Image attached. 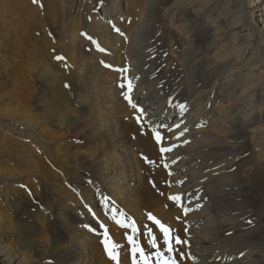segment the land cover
<instances>
[{
    "label": "bare ground",
    "instance_id": "bare-ground-1",
    "mask_svg": "<svg viewBox=\"0 0 264 264\" xmlns=\"http://www.w3.org/2000/svg\"><path fill=\"white\" fill-rule=\"evenodd\" d=\"M125 77L147 121L132 139ZM156 145L190 211L150 213L183 255L142 208ZM101 225L119 264L129 235L158 264L148 229L178 264H264V0H0V264H117Z\"/></svg>",
    "mask_w": 264,
    "mask_h": 264
},
{
    "label": "snow or ice",
    "instance_id": "snow-or-ice-1",
    "mask_svg": "<svg viewBox=\"0 0 264 264\" xmlns=\"http://www.w3.org/2000/svg\"><path fill=\"white\" fill-rule=\"evenodd\" d=\"M33 2H37V0H33ZM101 2H102V0H101ZM116 31L119 32L120 30L117 28ZM83 35L87 36V33H83ZM87 38L89 40H92L91 36H87ZM93 43H96V42L93 41ZM96 47L101 52L106 51L104 48L100 47V45L98 43H96ZM56 59L57 60H64L65 57L57 56ZM107 66L112 67V65H107ZM116 70L123 72V73H126L128 71V69H123V68L116 69ZM119 87H121L122 89L125 87L127 88V91L124 92L123 94L125 96V99L128 101L129 105L137 113L134 117L136 122L141 126V128H143L145 126L144 125V119H145L146 113H145L144 108L140 107L137 103H135L133 101V98L131 95V93L133 92V88H134V85L132 83V79L125 77V83H121L119 85ZM177 107H179L181 109V111H184L186 109V105H184V104L177 105ZM159 127L160 126H154L153 127V133L155 136V140L158 144H160L163 140V136H162L161 132L158 130ZM163 127L167 128L168 126L163 125ZM177 127H179V125H177ZM181 135H183V132H181ZM171 151H172L171 147H160L161 153H169ZM143 159L145 160V162H147L149 164H155L156 163L155 161L150 160L147 156H143ZM164 167L167 168L168 165L165 164ZM181 183H183V181H181ZM153 186L155 187L154 182H153ZM108 199H109L108 197H105L103 200L106 207L108 206L107 205ZM169 199L171 201H173L177 206L181 207L183 209V213L185 215L188 214L190 209L183 206L182 196L180 194L172 195L169 197ZM89 211H92V210L89 209ZM113 212H115V209H113ZM92 214H93V216H95L94 212ZM120 215L124 216L125 214L120 213ZM147 215H148V219L153 221L154 224L158 226L160 232L162 233L163 243L167 248V252L168 253H176L177 255H183V253H180L179 250L175 247V245L184 244L186 242L181 240L179 235L173 234V229L170 228L165 223H162L152 213H148ZM113 219H116V217L113 216ZM177 219H179V217H177ZM116 222H117V224L121 225L122 227H130L134 234L139 232V228L136 226L135 221L131 222L130 224L125 223L124 220H117ZM249 223H251V221H249ZM86 227H87V225H86ZM101 227H105V226L101 225ZM92 230L95 231V229H92ZM103 235L105 238L102 241V243L104 244V247H105V250H106L108 256L111 259L115 260L117 262V264H119V256H118V252L116 250L122 246L117 244L116 242H114L111 239L109 232H108L106 227H105V231H104ZM147 235L149 236V243H150L151 247L154 249H157V251L154 253V255L158 261V264H178V260L176 259L175 255H170L168 257L164 256V253L160 250V245L157 241V237L153 233L152 229H148ZM127 240L132 245L133 264H141L140 260L136 259L137 253H139L140 258L143 261V264H151L152 256L151 255H145L144 248L139 245L138 241L134 238V236L129 235L127 237Z\"/></svg>",
    "mask_w": 264,
    "mask_h": 264
},
{
    "label": "rangeland",
    "instance_id": "rangeland-1",
    "mask_svg": "<svg viewBox=\"0 0 264 264\" xmlns=\"http://www.w3.org/2000/svg\"><path fill=\"white\" fill-rule=\"evenodd\" d=\"M136 114V111L133 109V112L130 116L121 117L118 121L121 131L127 139H132L137 133H140L142 129H147L146 116L144 119L145 126L141 128V126L136 122L134 118ZM174 121L175 118H169L168 125H172ZM163 154L164 153H161L158 150L157 145L141 154L142 166H146L143 168L145 169L144 172L147 173V176L145 178L146 191L141 194L142 208L146 213H150L155 208L156 203H159V205L162 206L165 202H171V200L169 199V194L174 186L172 185V181L170 180V173L167 172L168 167H164L166 162L165 156ZM143 156H147L150 160H153L156 163L149 164L145 162ZM153 182L155 184V187L153 186ZM183 233H185L184 230ZM183 233L179 232L178 235L180 236L181 240L185 241ZM183 245L184 244H180L179 247H183Z\"/></svg>",
    "mask_w": 264,
    "mask_h": 264
}]
</instances>
